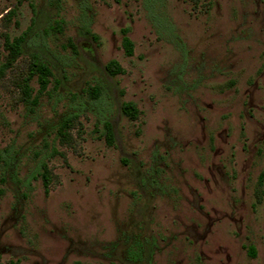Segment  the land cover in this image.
I'll use <instances>...</instances> for the list:
<instances>
[{
    "label": "rangeland",
    "instance_id": "rangeland-1",
    "mask_svg": "<svg viewBox=\"0 0 264 264\" xmlns=\"http://www.w3.org/2000/svg\"><path fill=\"white\" fill-rule=\"evenodd\" d=\"M23 33L0 71V264H264V0H0V70ZM33 53L53 75L28 98Z\"/></svg>",
    "mask_w": 264,
    "mask_h": 264
},
{
    "label": "trees",
    "instance_id": "trees-1",
    "mask_svg": "<svg viewBox=\"0 0 264 264\" xmlns=\"http://www.w3.org/2000/svg\"><path fill=\"white\" fill-rule=\"evenodd\" d=\"M28 39V33H23L21 36L10 39L8 38L5 42V47L7 51L9 52V59L8 62L1 68V73L4 72L8 67L11 66L12 63L18 59L19 56L25 54L26 50V43ZM123 47L127 55L132 56L133 55V43L132 41L125 37L123 40ZM107 71L110 75L116 76L119 74L124 73V70L121 68V66L117 62H112L111 64L107 65ZM53 75V72L51 70L50 65L44 61V59L37 53L31 54V66L29 71V76L23 81L22 89L23 93L26 97L29 98L30 96V86L29 82L32 79V77L37 76L38 81L40 84V88L42 91H45L49 84V79ZM95 95L99 94L98 90ZM123 113L128 116L130 119L135 120L138 117V110L132 103H125L122 106ZM71 118H67L62 123L60 129H59V135L63 138H66L68 134V129L71 127L72 123ZM105 133L107 137V141L109 145H114V131L113 127L110 122L105 123ZM1 161V158H0ZM43 179L45 182V185H48V177H47V170L45 168V172L43 173ZM136 255L140 257L141 252H137Z\"/></svg>",
    "mask_w": 264,
    "mask_h": 264
}]
</instances>
